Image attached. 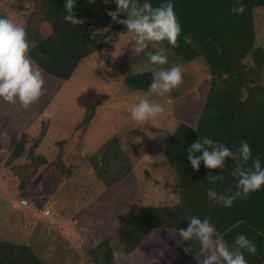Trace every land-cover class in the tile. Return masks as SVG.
Returning <instances> with one entry per match:
<instances>
[{
    "label": "trees",
    "instance_id": "16d2710c",
    "mask_svg": "<svg viewBox=\"0 0 264 264\" xmlns=\"http://www.w3.org/2000/svg\"><path fill=\"white\" fill-rule=\"evenodd\" d=\"M31 2L34 10L24 28L30 46L28 56L33 66L43 73L44 94L28 109L18 101L11 104L0 98V137L4 140L5 127L16 119L7 113L6 108L14 109L11 111L24 118L29 113L38 116L45 104L52 103L78 64L88 55L100 52L104 42L116 39L124 28L123 24L113 21L109 29L103 30L112 18L104 12L94 13L87 9L88 0H76L73 9L84 21L80 25L62 19L66 14L63 8L65 0ZM136 2L142 5L145 0ZM148 2L158 7L167 0ZM171 2L181 25L177 46L173 47L164 40L155 42L158 48L149 51L163 48L168 60L182 67L202 59L208 65L210 75L209 82L199 92L201 94L184 93L172 99L173 116L178 125L166 143L164 153L171 171L178 178V201L146 205L133 214L121 212L105 218L110 233L87 250L88 262L119 264L120 258L116 260L119 253L127 254L130 264H140L138 260L144 264H172L163 258L166 255H175L179 262L191 259L197 251L186 254L184 248L189 247V241L180 240L178 233L180 228L188 227V218L196 216L201 220L208 219L230 247L238 234H244L257 246L255 255L244 250L248 264H263L264 186L252 192L247 199L237 198L231 207H223L209 199L208 190L214 189L217 195L234 194L237 178L231 172L237 162L227 158L223 169H209L201 162L197 171L187 159V149L200 137H208L236 153L240 141L244 140L251 147L252 158L247 163L241 160L240 165L247 169L259 154L264 167V47L256 45V22L264 9V0H240L245 6L243 14L231 11L236 0ZM126 18L127 13L118 16V19ZM247 57L248 62L245 60ZM151 81V71L131 73L124 79L129 88L140 91H148ZM96 107L97 103H94L87 108L79 128L88 129ZM26 136V131L20 133L19 141L9 150L5 162L6 166H11L26 152L29 162L21 165L20 169L23 187L29 184L39 166L48 163L46 156L36 154L33 147L27 149ZM201 154L195 153L197 156ZM90 162L106 187L122 182L119 191H139L135 188L124 190V185L133 184L135 177L118 135L108 139ZM210 172L222 176L223 180L213 184L207 179ZM0 264H43V261L28 243L0 239Z\"/></svg>",
    "mask_w": 264,
    "mask_h": 264
},
{
    "label": "rangeland",
    "instance_id": "374dc122",
    "mask_svg": "<svg viewBox=\"0 0 264 264\" xmlns=\"http://www.w3.org/2000/svg\"><path fill=\"white\" fill-rule=\"evenodd\" d=\"M88 2L87 9L94 13L117 10L112 0ZM33 10L31 0H0V17H10L23 27ZM261 12L256 22V45L264 47V9ZM112 23L113 20L103 30ZM126 32L124 25L116 39L104 42L100 52L85 57L38 116L29 113L24 118L11 111L14 109L6 108L16 119L5 127V140L0 137V239L28 243L43 264H92L88 262L87 250L110 233L105 218L121 212L133 214L146 205L178 201V178L164 153L178 125L172 99L184 93L201 94L200 90L210 80L208 65L196 59L182 67L183 83L164 96L133 90L124 82L126 75L167 69L175 63L150 62L147 52L158 48L155 42L136 55L134 42ZM245 60L248 62L249 58ZM145 96L162 105L164 111L157 118L140 123L132 120L130 108ZM94 103L96 114L88 129L83 130L79 124ZM22 131H26L27 149L33 147L36 154L48 160L25 187L20 169L29 162L26 152L13 165L5 163ZM114 135L120 137L135 177V182L125 184L124 190L139 189L136 193L119 191L122 182L106 187L91 166V157ZM189 246L197 252L201 249L195 238L189 241ZM125 258H129L127 254L116 255L119 264H125ZM163 258L172 264L177 260L175 255ZM176 263L198 264L195 258L190 263L187 260Z\"/></svg>",
    "mask_w": 264,
    "mask_h": 264
},
{
    "label": "clouds",
    "instance_id": "9594fccd",
    "mask_svg": "<svg viewBox=\"0 0 264 264\" xmlns=\"http://www.w3.org/2000/svg\"><path fill=\"white\" fill-rule=\"evenodd\" d=\"M104 2L108 3L109 0ZM115 3L117 10H109L107 14L113 21L126 26V33L134 42L133 51L136 55L144 52L150 42L167 40L173 47L177 46L181 25L171 0H167L158 7H153L148 0H145L142 5L136 0H115ZM75 5L76 0H65L63 8L66 14L62 19L73 25H80L84 21L73 11ZM231 11L234 14H243L245 6L240 3V0H236ZM121 13H127V18L118 19ZM29 51L25 28L15 23L10 17H0V98L11 104L18 101L24 109H28L44 94L45 83L42 71L33 66L28 56ZM147 57L154 65L168 63V57L163 48L155 52L148 51ZM104 65L102 60L100 68H105ZM182 83V66L174 64L167 69L153 70L148 91L164 96ZM163 111L162 105L151 102L145 96L130 108V115L132 120L143 123L157 118ZM187 152V159L197 171L200 169L201 162L209 169H223L227 158L237 162V166L231 172V175L237 178V191L234 194L217 195L214 189L208 190L209 199L220 203L223 207H231L237 198L247 199L252 192L264 186V167L261 165L259 154L247 169L240 165L241 160L247 163L252 158L251 147L244 140L240 141V146L234 153L223 143L214 142L208 137H200V140L188 147ZM195 153L202 154L197 156ZM207 179L214 184L218 180H223V177L210 172ZM188 221V227L180 228L178 235L182 241L188 242L194 238L199 241L201 250L195 252L194 256L198 264H248L244 250L253 255L257 253L255 243L244 234H238L230 247L208 219L201 220L192 216L188 218ZM184 251L186 254L194 252L191 246L185 247Z\"/></svg>",
    "mask_w": 264,
    "mask_h": 264
},
{
    "label": "crops",
    "instance_id": "0c3cea01",
    "mask_svg": "<svg viewBox=\"0 0 264 264\" xmlns=\"http://www.w3.org/2000/svg\"><path fill=\"white\" fill-rule=\"evenodd\" d=\"M200 250H201V249H200ZM200 250H199V251H200ZM199 251H198V252H199ZM194 256H195V255H194ZM194 256H193L191 259H188L187 262L190 263V261H191L192 259H194ZM130 259H131V258H130ZM128 260H129V258H125V264L127 263ZM177 262H178V261H177Z\"/></svg>",
    "mask_w": 264,
    "mask_h": 264
}]
</instances>
